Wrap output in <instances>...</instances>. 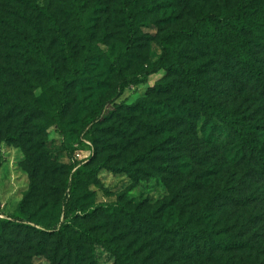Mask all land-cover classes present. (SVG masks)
<instances>
[{"label":"rangeland","instance_id":"374dc122","mask_svg":"<svg viewBox=\"0 0 264 264\" xmlns=\"http://www.w3.org/2000/svg\"><path fill=\"white\" fill-rule=\"evenodd\" d=\"M241 1L142 0L136 9L139 30L135 44L128 49V29L115 0L107 14L97 13L87 20L90 49L66 0H0V130L4 136L22 140L21 146L6 139L0 145V218L11 217L18 210L30 191L34 172L37 182L43 180L45 185L38 199L28 204L32 220L50 217L54 207H61L64 212L72 206L69 191L64 193L66 182H71L76 171L70 175V168L87 163L98 152L96 144L82 132V125L87 118H95L98 123L108 105L122 106V113L116 115L119 118L101 125L97 135L91 134L94 140L107 142L105 152L103 143L99 145V152L105 153L103 159L123 162L149 149L157 150V161L161 162L140 181L127 174L102 170L81 183V190L89 195L75 199L73 208L82 212L101 203L121 202L150 213L171 200L175 204L164 216L169 225L191 215L200 222L218 224L223 235L250 245L242 253L219 254L212 260L186 263L175 261L179 258L174 250L140 239L132 248L138 255L137 264H264V176L259 174L257 161L240 153L239 144L220 124L212 126L195 109L191 120L194 133L178 126L173 131L174 135L180 134V141L187 142V146L169 152L164 144L170 141L171 134L150 135L148 131L160 123L174 125L180 116H187L181 99L153 91L166 73L126 85L116 71L118 64L123 76L144 73L161 58V42L166 36L192 27L204 14L226 16ZM28 2L50 11L59 29ZM92 6L93 2L87 13ZM34 34L59 74L66 75L72 67L85 68L69 91L71 101L60 128L45 116H32L31 124L26 126L28 111L17 116L29 101L38 100L41 106L43 90L53 85L41 63L21 47V42H27L25 37L32 38ZM251 43V55L264 69V32ZM177 55L200 70L214 101L259 125L260 138L264 140V90L255 79L202 35L184 41ZM11 70L21 74L15 75ZM132 106L139 108L130 113L128 108ZM121 116L136 119L130 124ZM34 124L39 127L34 128ZM112 127L120 131L112 133ZM159 148L164 151L158 155ZM167 160L172 174L159 175L157 170ZM79 223L103 232L96 223L84 219ZM16 237L14 232L7 239L2 238L0 231V264H53L49 257L32 249L37 239L22 234L23 244L17 250L12 243ZM80 251L86 264H113L111 254L102 249L92 255L87 244H81Z\"/></svg>","mask_w":264,"mask_h":264},{"label":"trees","instance_id":"16d2710c","mask_svg":"<svg viewBox=\"0 0 264 264\" xmlns=\"http://www.w3.org/2000/svg\"><path fill=\"white\" fill-rule=\"evenodd\" d=\"M66 1L78 21L80 34L91 49V43L87 36V20L97 13L107 14L110 4L115 0ZM116 1L121 6V13L128 29L127 44L128 49H130L135 44L139 30L136 9L142 0ZM147 1L154 3L158 0ZM180 1L187 3V0ZM91 2H93V6L90 7L87 13ZM28 5L38 9L43 17L59 29L58 22L50 11L32 5L29 2ZM261 32H264V0H243L226 16L204 14L192 27L166 36L161 42V58L144 73L133 77L123 76L121 68L117 64L116 71L126 85L139 84L153 75L165 72V77L157 82L153 91L161 96H173L176 99H181L180 104L184 107V111L187 112V116H180L178 118L179 121L173 122L174 125L167 123L166 126L160 123L154 128H148L149 134L159 135L169 132L171 134L170 141L164 144L166 146L165 149H168L169 152L185 148L187 142H181L180 134L174 135L173 131L178 126L182 127L183 130H188V133L191 131V133H194L191 120L196 113L192 109H195L199 116L205 118L212 126L220 124L227 135L232 137L235 143L239 144L240 153L248 154L251 159L257 161L259 174L264 176V140L260 138L259 125L255 124L250 117L242 116L237 111L227 108L218 101H214L200 70L194 69L188 62L177 55L183 42L187 39L193 40L199 35L207 37V40L216 49L237 63L264 90V69L256 63L251 55V42L257 39ZM25 39L27 42H21V47L41 63L53 85L43 90L44 96L41 99V106L37 104L38 100L29 101L28 105L17 113V116H21L22 113L28 111L25 113L26 117L24 119L26 126L31 124L32 116H45L60 128L62 118L66 115L71 101L69 91L78 78L84 74L85 68L72 67L66 75H61L45 54L38 35L34 34L32 38L25 37ZM11 71L15 75L21 74L16 70ZM171 78L174 80H169ZM138 108L139 106H132L128 108V111L133 113ZM121 109L122 106L108 105L98 123H96L97 120L95 118H87L83 123L82 132L85 133V136L90 141L96 144L98 152L87 163L83 165L74 164L70 168V175L74 170L76 171L71 175V182H66L64 193L69 191V195L72 198V206L65 208L64 212L61 211V207L59 210L54 207L53 214L50 217L41 218L39 221L32 220L27 210L28 204L38 199L39 192L44 189L45 185L43 180L40 183L37 182V174L34 172L32 173L33 183L30 191L19 204L18 210L11 217L0 218L2 238L5 237L7 239L10 233H17V237L12 240V243L19 250L23 244L21 235L26 234L30 238L32 236V240H38V243L32 246V249L38 255L49 257L53 264H86L83 251H80L81 244H87L92 255L98 249L110 253L113 258V264H137L138 255L132 251V248L136 241L140 239H145L147 242H155L162 249L167 247L168 250H174V255L179 258L175 260L176 262L185 261L190 263L205 258L212 260L219 254L246 251L250 247L249 244L223 235L224 231L222 228H218V224L200 222L194 216L189 215L184 220L174 225H169L164 220V216L167 210H171L175 204V201L171 200L169 203H162L150 213L141 212L139 209L132 208L129 204L121 202L112 204L101 203L82 212L73 208L75 199L79 196L86 197L89 195V192L81 190V183L96 177L102 170L127 174L133 180L140 181L148 177L152 173L151 168L158 166L161 162L160 159L157 161V150L149 149L140 151L136 156L127 158L123 162L114 163L112 159H103L104 152L107 151V142H98L94 140L91 134L97 135L101 125L104 123L109 124L119 118L120 116L116 115L122 113ZM121 117L124 120L128 119V116ZM135 117L131 116L127 121L132 124L133 119H136ZM33 127L38 128L39 124H34ZM116 129L120 131V128L112 127L110 132L114 133L113 131ZM125 136H127V133H125ZM4 139L18 146L22 145V140L17 141L15 136H4L0 130V145ZM102 143L104 152L101 154L99 145ZM159 151L164 150L159 148L158 155L160 154ZM167 162L168 160L160 165L161 167L157 170L160 173L159 175L172 174L171 164L169 165ZM1 167L2 164L0 162V170ZM80 219L86 220L87 223H96L103 232L84 227L79 223ZM32 234H35V236ZM130 241L134 242L130 243ZM60 252H62L61 256ZM144 262L148 261L145 260Z\"/></svg>","mask_w":264,"mask_h":264}]
</instances>
